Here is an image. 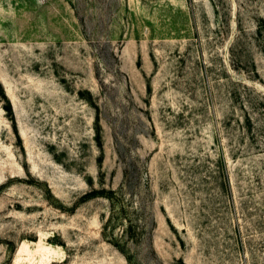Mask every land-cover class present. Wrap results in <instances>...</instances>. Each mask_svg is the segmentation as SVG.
Listing matches in <instances>:
<instances>
[{"label": "rangeland", "instance_id": "obj_1", "mask_svg": "<svg viewBox=\"0 0 264 264\" xmlns=\"http://www.w3.org/2000/svg\"><path fill=\"white\" fill-rule=\"evenodd\" d=\"M0 264H264V0H0Z\"/></svg>", "mask_w": 264, "mask_h": 264}]
</instances>
